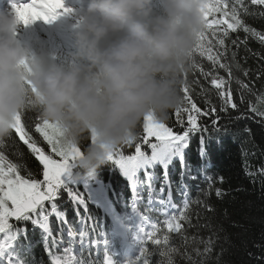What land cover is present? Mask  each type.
<instances>
[{
	"label": "trees",
	"instance_id": "obj_1",
	"mask_svg": "<svg viewBox=\"0 0 264 264\" xmlns=\"http://www.w3.org/2000/svg\"><path fill=\"white\" fill-rule=\"evenodd\" d=\"M226 2L222 15L235 18L237 28L213 40L216 59L202 55L196 42L187 45L194 39L189 32L175 44L147 33L159 54L155 61L141 55L143 68L124 61L113 90L99 81L106 104L101 122L89 124L92 131L66 99L50 98L10 72L5 84L11 106L3 107L18 112L46 157L0 122V153L14 164V171L0 169V264H52L55 220L76 222L83 213L92 219L95 208L111 204L109 192L121 191L135 171L145 170L146 155L154 167L166 168L184 154L197 171L198 163H210L209 180L189 186L179 233L162 229L159 242L147 244L149 264H264V0ZM144 3L141 16L150 7ZM214 76L226 80L225 95L212 86ZM135 96L145 102L142 110ZM55 117L67 151L38 128ZM165 137L174 138L157 143ZM88 165L97 169L86 174ZM40 191L51 196L47 203L19 220L10 217Z\"/></svg>",
	"mask_w": 264,
	"mask_h": 264
},
{
	"label": "rangeland",
	"instance_id": "obj_2",
	"mask_svg": "<svg viewBox=\"0 0 264 264\" xmlns=\"http://www.w3.org/2000/svg\"><path fill=\"white\" fill-rule=\"evenodd\" d=\"M50 1L39 0L42 9L33 11V15L29 13V10L31 12L34 10L31 6L32 10L28 8L29 10L25 11L27 13L22 12L25 8L19 13L14 10V20L11 24L9 23L10 26L0 21V67L4 65L11 69L19 67L24 75H33L35 81L51 94L69 96L70 101L77 105L81 116L92 124L99 123L102 120L99 108L105 107V101L99 96L101 88L98 78L102 75L109 85L114 88L116 85L113 70L104 67L101 58L91 59L86 47H90L91 43L98 45L108 41L116 66L130 59L133 65L141 68L140 56L144 53H149L154 59L157 51L138 33L139 23L135 21V24L131 25L119 18V14H122L130 18L133 23V14L136 12L134 5L140 11L143 8V0H77L84 5L91 3L88 6L89 11L81 10L76 2L69 5L56 0ZM149 2L152 5V11L146 19V24L151 36L177 42L188 30L193 34L194 39L187 45L196 42L200 53L209 59L217 57L213 44L216 36L237 28L235 18L231 20L218 15L225 13L226 4L223 0H149ZM116 3L120 5L117 13ZM104 13L107 15L99 16ZM231 15L232 13H228L229 17ZM80 32L87 37H80ZM78 39L84 41L86 46H82ZM41 72L47 73L50 76L49 79L43 78ZM214 79L213 85L224 89L226 80L221 77ZM196 92L199 95V90L196 89ZM195 93L193 92L194 95ZM197 98L207 107L210 104L213 105L211 100L203 102L200 98L204 99V97ZM56 125L58 126V123ZM48 134L55 138L54 142L57 141L61 146L67 147V143L60 137L61 131L55 130ZM58 151L62 152V149ZM150 176L155 178V173H151ZM139 179L132 182V188L147 187L148 204L158 206L154 211L147 208L148 211L162 217L169 230L179 229L182 209L165 200L162 182L160 190L156 191L155 188H150L151 179L146 181H139ZM184 188H180L178 192L179 199H184L186 193ZM131 203H134V199ZM182 204V208H185L186 200L182 201ZM143 220L141 215L131 214L123 217L120 224L123 225L125 221L133 222L138 225L137 231H142L140 225ZM145 228L144 223L143 229ZM156 230V226L152 225L150 232L146 234L145 241L151 239L156 234ZM116 233L119 235L115 226L110 233L102 232L103 243L110 249H114V245L118 248V244L111 239L117 238ZM91 237L95 238L93 231L87 232L84 239L79 232L74 237L76 240L73 238L68 245H65V250H68V246L84 244L85 240L88 242ZM129 239L131 234L128 231L125 241ZM98 243H102L101 240ZM140 250L141 248L134 252L131 258L118 259L116 264H147L146 260L142 259ZM106 254L110 253L106 251ZM115 254L119 255L120 251L117 250ZM109 264L115 263L111 261Z\"/></svg>",
	"mask_w": 264,
	"mask_h": 264
},
{
	"label": "bare ground",
	"instance_id": "obj_3",
	"mask_svg": "<svg viewBox=\"0 0 264 264\" xmlns=\"http://www.w3.org/2000/svg\"><path fill=\"white\" fill-rule=\"evenodd\" d=\"M23 6H25V5H23ZM4 7H5V5H4ZM31 7L34 8V6H32V5H31ZM8 8H9V11H8L7 8H4V9H7V10L4 11V13H6V14L9 16V19L7 18V19H5V20H7V21L11 24V22H13L12 20H14V18H13V14H14L16 11L19 13V11H22L23 8H25V10L22 11V12H25V11L29 10L28 8H30V7H29L28 5H26L25 7L14 8V7L9 6ZM30 9H31V8H30ZM10 10H15V12H14V13H13V12L10 13ZM18 10H19V11H18ZM31 10H32V9H31ZM29 13H31L30 10H29ZM11 14H12V15H11ZM14 16H15V15H14ZM115 217H117V219L115 218V220L119 223V224H117L116 228H117L118 231H120V235H121V236H124L123 238L126 239L127 234H128V231H126V229L129 228L128 225L126 226V224H127L128 222L125 221V222H127V223L124 224V223H125V222H124L123 225H122V224H120V222L122 221V218H121V217H118V216H115Z\"/></svg>",
	"mask_w": 264,
	"mask_h": 264
},
{
	"label": "water",
	"instance_id": "obj_4",
	"mask_svg": "<svg viewBox=\"0 0 264 264\" xmlns=\"http://www.w3.org/2000/svg\"><path fill=\"white\" fill-rule=\"evenodd\" d=\"M35 200H36L37 203H41L42 201L45 200V198L41 195L40 197L35 198Z\"/></svg>",
	"mask_w": 264,
	"mask_h": 264
}]
</instances>
